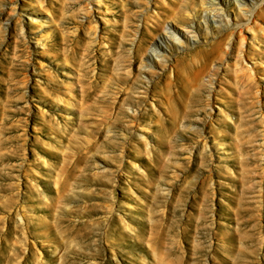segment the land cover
Here are the masks:
<instances>
[{
  "label": "rangeland",
  "instance_id": "1",
  "mask_svg": "<svg viewBox=\"0 0 264 264\" xmlns=\"http://www.w3.org/2000/svg\"><path fill=\"white\" fill-rule=\"evenodd\" d=\"M237 1L0 0V264H264V0ZM173 13L191 42L147 70Z\"/></svg>",
  "mask_w": 264,
  "mask_h": 264
},
{
  "label": "bare ground",
  "instance_id": "2",
  "mask_svg": "<svg viewBox=\"0 0 264 264\" xmlns=\"http://www.w3.org/2000/svg\"><path fill=\"white\" fill-rule=\"evenodd\" d=\"M238 1L239 3L237 4V7L239 11H241L243 14V16H241L239 20L247 23L250 22L251 12L248 7L249 6L252 7L257 0H248V7L245 6L244 4L245 0H238ZM208 3H210V5L213 6L222 7L223 5H226L227 0H208ZM148 10H150L149 7L142 8L141 15L137 17V23L142 22V20L144 19H149V18L151 19L152 17H154L152 15H148L149 14ZM213 11H217V9L215 8V10L213 9ZM186 13L189 14V11H187ZM245 16L247 17L245 18ZM212 18L215 19V20L213 19V23H217L216 21H219V19H221L222 16L216 15V16H212ZM238 21L237 20L233 21L232 24L238 26ZM177 23H180V28L182 31L181 34L179 31L180 28L178 30ZM225 23L230 24V20L228 19L227 22ZM194 29H195L194 23L191 22L189 18L182 16V14L173 13L168 19L162 20L160 22L156 20L155 24L148 29L144 44L138 53V58L142 66L147 67V70L151 69L152 67L155 66L156 62L158 63L159 60H163L166 57L168 51L171 49L172 46L170 45V42H168V37L161 36L160 35L161 32L168 31V33L172 37L177 36V41L179 45L187 47L192 39V37L187 36V33L190 34L191 32H195ZM146 48H150L153 52L156 51L159 54L158 55H155L153 53L150 54L146 51ZM205 75L208 76L209 80L211 81L212 80L211 78L215 75V72L211 71L208 66H205L202 67L201 69L199 79L201 80Z\"/></svg>",
  "mask_w": 264,
  "mask_h": 264
}]
</instances>
